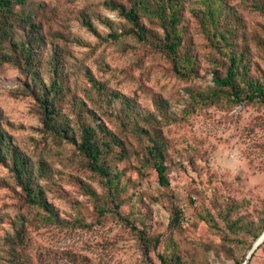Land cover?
Returning <instances> with one entry per match:
<instances>
[{
  "label": "trees",
  "instance_id": "trees-1",
  "mask_svg": "<svg viewBox=\"0 0 264 264\" xmlns=\"http://www.w3.org/2000/svg\"><path fill=\"white\" fill-rule=\"evenodd\" d=\"M95 5L116 13L119 21L101 10L81 11L77 20L91 34L124 50L131 46L129 40L148 46L161 53L172 72L182 79L200 70L202 57L192 51L193 41L188 37L194 32L200 34L198 38L202 37L210 49L206 59L213 65V78L212 85L203 90L188 89L194 110L223 101L264 105V68L258 61L264 62V24L257 28L247 18V14L264 18V0H103ZM51 7L31 0H0V65L19 71L21 88L35 99L45 133L59 144L72 145L77 168L90 172L103 186L100 195L76 178L86 196L96 202L99 217L111 216L135 232L144 253L155 254L160 264H182L181 245L175 237L150 235L146 223H139L132 212L124 216L126 200L122 195L132 180L120 168L122 163L136 166L142 176L155 171L159 184L168 188L169 144L158 124L177 122V114L160 94L153 95L155 111L144 110L136 99L94 77L91 68L79 60L71 64L69 46L82 41L70 32V20H65L56 6ZM94 20L108 30L105 37ZM75 70L83 73L86 86L74 78ZM108 120H114L115 127ZM5 126L0 108V165L10 170L21 187L20 198L28 211L21 210L9 223L11 230L0 246V264H33L25 252L30 226L89 229L92 224L78 212L71 220L60 217L47 196L53 190L57 172L45 157L35 161L24 152ZM234 205L225 203L216 215L202 208L199 221L221 238L217 254L224 252L235 264H244L247 251L264 233V211L256 220H249L237 215L241 207ZM183 217L181 207L173 205L169 226L172 233L181 230ZM141 224L147 230H141ZM247 237L252 241L244 247ZM228 243L234 244L235 250L244 247L243 256H237ZM161 246L163 250L159 251ZM262 247L264 241L257 250ZM256 251L248 264H252Z\"/></svg>",
  "mask_w": 264,
  "mask_h": 264
},
{
  "label": "rangeland",
  "instance_id": "rangeland-1",
  "mask_svg": "<svg viewBox=\"0 0 264 264\" xmlns=\"http://www.w3.org/2000/svg\"><path fill=\"white\" fill-rule=\"evenodd\" d=\"M31 1L45 2L51 8L56 6L59 14L70 20V32L82 41L79 45L69 46L71 64L79 60L91 68L94 77L136 99L144 110L155 111L153 95L160 94L170 102L172 111L178 116L177 122L171 125L158 124L169 144L168 188L159 184L155 171L142 176L137 173L136 166L120 165L132 180L122 195L126 200L122 209L124 216L132 212L134 218H139V223H146L150 235L162 239L175 237L181 245L182 264H235L224 252L217 254L216 245L221 244V238L211 233L199 217L206 210L216 215L225 203L241 207L237 215H245L249 220H256L264 211V105L223 101L192 108L188 89L203 90L212 85L213 78V65L206 59L210 49L202 37L198 38V33L188 37L193 41L192 51L202 57L200 70L193 77L182 79L154 49L129 40L131 46L124 50L83 27L77 20L81 11L101 10L110 19L119 21L116 13L95 5L103 0ZM247 18L257 28L260 23L264 24V18L257 14H247ZM94 22L105 37L108 30ZM258 61L264 68V62ZM82 74L75 70L73 76L86 86L87 80ZM22 83L16 68L0 65V108L7 123L5 127L24 152L35 161L45 157L57 172L53 190L48 191L47 196L59 210L60 217L71 220L78 212L92 224L89 229L30 226L25 252L31 263L160 264L155 254L147 256L144 253L135 232L118 224L111 216L99 217L96 202L86 196L76 178L100 195L104 193L103 186L90 172L77 168L72 145L59 144L45 133L39 107L33 97L24 94ZM112 121L108 120V123L115 127ZM132 141L136 143V140ZM20 197L21 187L10 170L0 165V219H3L0 222V246L11 230L9 223L13 217L22 213L21 210L28 211ZM173 205L184 212L181 230L177 233H172L169 228ZM202 208L204 212H201ZM219 224L225 229L221 220ZM144 227L141 224L140 229L147 230ZM244 241L246 247L252 239L247 237ZM229 245L235 250L234 244ZM244 247L235 250L240 258L245 252ZM162 250L163 246L159 248ZM252 264H264V247L256 251Z\"/></svg>",
  "mask_w": 264,
  "mask_h": 264
},
{
  "label": "water",
  "instance_id": "water-1",
  "mask_svg": "<svg viewBox=\"0 0 264 264\" xmlns=\"http://www.w3.org/2000/svg\"><path fill=\"white\" fill-rule=\"evenodd\" d=\"M264 241V233L257 239V241L254 243L253 247L251 248V250L249 251L244 264H248L251 256L253 255V253L257 250V248L263 243Z\"/></svg>",
  "mask_w": 264,
  "mask_h": 264
}]
</instances>
